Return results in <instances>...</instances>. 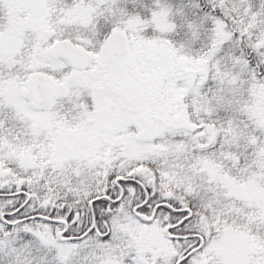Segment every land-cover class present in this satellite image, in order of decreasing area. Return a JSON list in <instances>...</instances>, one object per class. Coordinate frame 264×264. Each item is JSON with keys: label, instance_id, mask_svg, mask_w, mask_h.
<instances>
[{"label": "snow or ice", "instance_id": "6c2138e0", "mask_svg": "<svg viewBox=\"0 0 264 264\" xmlns=\"http://www.w3.org/2000/svg\"><path fill=\"white\" fill-rule=\"evenodd\" d=\"M0 264H264V0H0Z\"/></svg>", "mask_w": 264, "mask_h": 264}]
</instances>
